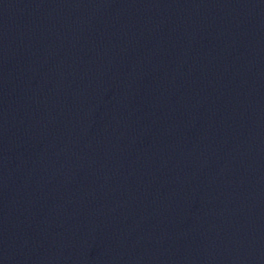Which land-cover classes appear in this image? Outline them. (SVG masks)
I'll list each match as a JSON object with an SVG mask.
<instances>
[{
	"label": "water",
	"instance_id": "obj_1",
	"mask_svg": "<svg viewBox=\"0 0 264 264\" xmlns=\"http://www.w3.org/2000/svg\"><path fill=\"white\" fill-rule=\"evenodd\" d=\"M0 264H264V0L0 18Z\"/></svg>",
	"mask_w": 264,
	"mask_h": 264
}]
</instances>
